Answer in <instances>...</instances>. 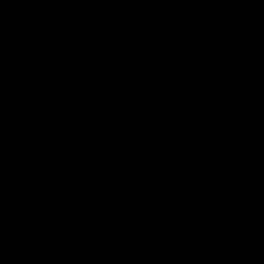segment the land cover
<instances>
[{"label":"trees","instance_id":"trees-1","mask_svg":"<svg viewBox=\"0 0 264 264\" xmlns=\"http://www.w3.org/2000/svg\"><path fill=\"white\" fill-rule=\"evenodd\" d=\"M180 0H0V264H264V160L123 229L106 155ZM264 146V0H193L115 167L129 211Z\"/></svg>","mask_w":264,"mask_h":264},{"label":"water","instance_id":"water-1","mask_svg":"<svg viewBox=\"0 0 264 264\" xmlns=\"http://www.w3.org/2000/svg\"><path fill=\"white\" fill-rule=\"evenodd\" d=\"M192 2L193 0H180L176 7L173 19L169 24L166 35L163 38L162 44L156 51L154 58L144 73L134 95L127 104L111 139L102 172L100 186L101 210L99 216L112 228L122 229L141 221L165 214L166 212L173 210L175 207L183 205L200 196L207 190L219 185L246 167L264 160V146L257 147L215 170L206 177L152 203L129 211H124L118 208L115 204L113 178L120 152L128 132L132 127L134 118L141 107L143 99L149 92L153 82L167 61Z\"/></svg>","mask_w":264,"mask_h":264},{"label":"clouds","instance_id":"clouds-1","mask_svg":"<svg viewBox=\"0 0 264 264\" xmlns=\"http://www.w3.org/2000/svg\"><path fill=\"white\" fill-rule=\"evenodd\" d=\"M160 199V198H159ZM158 200V199H157ZM156 201V200H155ZM154 202V201H153ZM152 203V202H151ZM149 204V203H148ZM146 205V204H145ZM144 206V205H143ZM142 207V206H141ZM139 208V207H138ZM136 209V208H135ZM101 210V209H100ZM125 211V210H124ZM100 213V212H99ZM157 217V216H156ZM154 218V217H153ZM151 219V218H150ZM148 220V219H147ZM142 222V221H141ZM137 224V223H136ZM126 228V227H125ZM123 229V228H122Z\"/></svg>","mask_w":264,"mask_h":264}]
</instances>
